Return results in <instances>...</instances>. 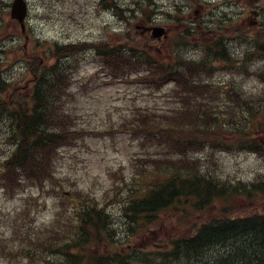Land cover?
Masks as SVG:
<instances>
[{"label": "trees", "instance_id": "16d2710c", "mask_svg": "<svg viewBox=\"0 0 264 264\" xmlns=\"http://www.w3.org/2000/svg\"><path fill=\"white\" fill-rule=\"evenodd\" d=\"M9 6L0 0V21ZM122 11L118 9L125 19ZM142 20L151 23L152 18L145 14ZM187 28L162 52L129 33L120 43L55 45L48 57L52 65L42 63L35 51L36 83L27 98L16 92L9 97L13 85L0 63V131L14 146L0 171V183L8 192L58 184L57 156L78 142V132L65 121L74 116L62 107L67 85L80 68L73 62L78 51L92 48L113 79L127 77L156 91L171 86L173 101L167 110H136L125 124L143 147L133 162V177L116 173L113 189L100 196L81 191L75 201L64 197L73 205H60L50 224L25 230L15 222L12 236H0V256L6 264H264V213L257 210L264 199V171L250 181L225 178L219 176L217 162L206 166L198 157L217 150H247L264 157V98H245L237 89L229 91L227 83L217 87L211 81L215 73L232 72L239 60L219 37L207 43L201 60L189 61L181 49L195 32ZM237 28L233 30L245 31ZM253 43L251 54L260 57L264 43ZM110 206L122 212L128 235L177 216L183 230L160 240L158 249L124 255L118 247L106 250V244L114 246L118 239Z\"/></svg>", "mask_w": 264, "mask_h": 264}, {"label": "rangeland", "instance_id": "374dc122", "mask_svg": "<svg viewBox=\"0 0 264 264\" xmlns=\"http://www.w3.org/2000/svg\"><path fill=\"white\" fill-rule=\"evenodd\" d=\"M27 1L30 4L27 20L28 38L23 37L22 42H19L16 37L21 34V26L11 17V4L14 0H4L10 6L2 12L0 21V26L2 25L0 32L3 34L1 38L3 39L4 35L8 36V40L0 48L6 53L0 55V62L2 68L6 70V75L15 81L13 86H16L17 90L21 89V95L28 89L24 88L28 82L29 86L33 85L29 66L33 65L34 55L31 53L34 47H41L39 55L45 57L47 50L55 43L67 45L103 40L111 44L122 42L127 33L131 36L140 35L137 28L145 24L142 20L145 14L159 22L149 25L170 27L172 31L166 43L146 40L154 52L162 51L171 40L175 41L176 34L182 33L186 26H195L192 30L196 32L192 38L190 36L188 41L184 42L185 47L182 48L183 55L189 58L199 59L201 52L197 45L210 43L223 32L227 38L239 39L228 43L231 54L239 60L243 58L248 48L252 49L254 40L264 43V0H114L118 7L131 9V12L124 13L125 19L114 11H103L99 7L101 0ZM253 8L263 12L259 19L260 29L253 28L249 23ZM175 18L187 24H177ZM241 25L245 26L244 32L228 34L233 27ZM225 28L228 30L225 31ZM146 41L144 40L145 44ZM91 56L92 53L85 56L79 73L71 80L72 96L68 97L65 108L74 110L78 125L88 128L93 133L80 142V147L65 148L60 154L57 161V179L62 187L56 189L60 192L49 186L42 194L37 186L33 188L28 186L26 191L21 190L20 195L11 198L0 185V236L11 235L13 228L10 223L26 207V196L38 197L36 206L33 208L28 206L24 210L28 218L31 217V228L34 229L50 224L60 205L64 207L67 203L73 205L62 197L65 193L64 197L74 201L81 191L100 196L111 187L113 180L110 174L120 172L125 178H129L132 173L131 157L139 150V144L126 132L125 123L138 108L167 110L173 106L169 95L171 86L161 91H151L131 83V80L114 81L99 70V64ZM77 61V58H73L74 63ZM243 61L244 63L239 65L243 74L231 71L216 72L213 76L215 85L221 88V84H234L241 88L237 89L246 96L255 98L264 96V58L255 59L250 52ZM4 135L0 134V144L6 145L4 148L6 152L0 151V161L7 159L14 151V146L3 139ZM262 135L264 136V127ZM198 157L203 159L206 166H212V160L217 162L219 173L231 179L255 180L258 173L264 171V159L255 154L245 152L212 154L206 151L200 153ZM259 204L258 212L264 213V199L260 200ZM110 211L120 240L114 246L106 244L104 249L112 250L118 247L123 255L133 248L158 249L162 247L160 240L168 241L178 231L183 230L182 219L177 216L161 226L139 230L136 235H128V224L125 223L122 213L115 206H110ZM203 216L198 215V218ZM25 226V230L30 227L29 224ZM0 264H6L1 256Z\"/></svg>", "mask_w": 264, "mask_h": 264}, {"label": "water", "instance_id": "95a60500", "mask_svg": "<svg viewBox=\"0 0 264 264\" xmlns=\"http://www.w3.org/2000/svg\"><path fill=\"white\" fill-rule=\"evenodd\" d=\"M11 16L14 20L19 21L22 24V27L24 29V21L27 16V5L24 0H15L12 5V11ZM153 32L154 38H162V36H165V29L161 27H154L151 29ZM166 37V36H165Z\"/></svg>", "mask_w": 264, "mask_h": 264}, {"label": "flooded vegetation", "instance_id": "af4514ba", "mask_svg": "<svg viewBox=\"0 0 264 264\" xmlns=\"http://www.w3.org/2000/svg\"><path fill=\"white\" fill-rule=\"evenodd\" d=\"M253 11H255V10H253ZM259 14H260V12H259Z\"/></svg>", "mask_w": 264, "mask_h": 264}]
</instances>
